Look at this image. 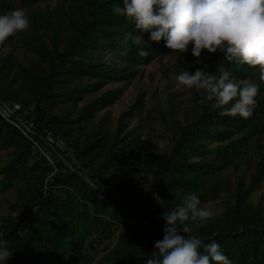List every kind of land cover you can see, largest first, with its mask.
<instances>
[{"label":"trees","instance_id":"obj_1","mask_svg":"<svg viewBox=\"0 0 264 264\" xmlns=\"http://www.w3.org/2000/svg\"><path fill=\"white\" fill-rule=\"evenodd\" d=\"M116 6L123 0H0V14L22 8L30 19L0 44V102L21 105L38 142L54 140L51 164L0 117V238L13 250L5 264H146L163 238L162 214L193 193L217 214L180 234L217 242L232 264H264V203L252 197L264 182V83L248 119L220 116L193 91L184 109L153 106L147 135L143 93L112 123L101 111L123 96L117 83L172 52ZM128 33L143 43L125 42ZM205 64L259 83L258 68L220 52H202L199 62L188 52L177 66ZM85 245L95 256L81 255Z\"/></svg>","mask_w":264,"mask_h":264},{"label":"clouds","instance_id":"obj_2","mask_svg":"<svg viewBox=\"0 0 264 264\" xmlns=\"http://www.w3.org/2000/svg\"><path fill=\"white\" fill-rule=\"evenodd\" d=\"M113 12L134 21L136 29L150 32L152 41L163 39L165 47L174 53H186L191 45V55L198 62L202 52H220L229 64L237 62L258 68L259 83L250 78H232L223 65L214 74L205 70L210 67L205 64L195 71H180L173 89L202 91L204 96L199 103L214 101L221 109L220 116H252L260 83H264V0H123V6L114 7ZM29 27V15L22 8L0 14V44ZM129 39L136 45L143 43L141 37L131 33L126 35L125 42ZM138 55L147 57L149 53L141 49ZM216 214L213 207L201 206L197 194L186 195L182 203L162 214L163 238L154 243L146 264H232L217 242L205 244L197 236L180 234L192 231L186 222L203 226ZM3 235L0 233V237ZM12 255L9 242L0 238V264ZM81 255L95 253L85 245ZM102 258L96 257L93 264Z\"/></svg>","mask_w":264,"mask_h":264},{"label":"rangeland","instance_id":"obj_3","mask_svg":"<svg viewBox=\"0 0 264 264\" xmlns=\"http://www.w3.org/2000/svg\"><path fill=\"white\" fill-rule=\"evenodd\" d=\"M51 4H53V2H48L42 6H50ZM188 52H191V45H189V50L186 53ZM186 53L178 54L170 52L168 55L153 59L148 64L135 66L136 74L127 85L122 82L117 83L118 86H124V93L121 99L108 109L101 111V114L105 113L110 121L115 124L120 112L133 104L136 97L143 93V110L141 116L144 129L142 130V135H147L148 121L144 116L150 113V109L153 106L161 108L163 111H167L168 108L176 104V102L180 103L181 109L189 107L192 103L191 94L195 90L184 88L179 91L173 90L175 86V76L178 75L180 71H183V68L177 66V63ZM113 86L114 84H111L107 87ZM136 124L137 121L134 119L131 126H135ZM161 129V133L164 134L163 128ZM161 143L165 145L166 140L162 139ZM3 153L4 151H0V156H3ZM1 164L3 163H0V165ZM242 167L243 164L240 163L239 168L236 170L234 169V176L241 171ZM252 197L253 201L256 203L259 201L264 203V182ZM207 207H209V205Z\"/></svg>","mask_w":264,"mask_h":264},{"label":"built area","instance_id":"obj_4","mask_svg":"<svg viewBox=\"0 0 264 264\" xmlns=\"http://www.w3.org/2000/svg\"><path fill=\"white\" fill-rule=\"evenodd\" d=\"M26 111L17 102L2 103L0 102V117L10 125L17 128L21 134L32 142L35 148L43 155L51 164L54 163V140L50 136L43 139V143L38 142L34 137L33 118H26Z\"/></svg>","mask_w":264,"mask_h":264}]
</instances>
